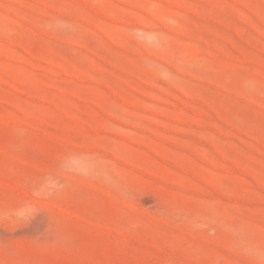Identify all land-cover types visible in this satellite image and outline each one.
Returning <instances> with one entry per match:
<instances>
[{
  "label": "rangeland",
  "instance_id": "obj_1",
  "mask_svg": "<svg viewBox=\"0 0 264 264\" xmlns=\"http://www.w3.org/2000/svg\"><path fill=\"white\" fill-rule=\"evenodd\" d=\"M0 264H264V0H0Z\"/></svg>",
  "mask_w": 264,
  "mask_h": 264
}]
</instances>
